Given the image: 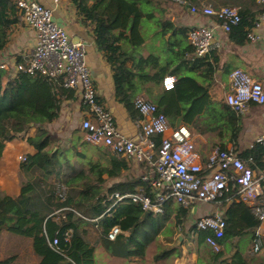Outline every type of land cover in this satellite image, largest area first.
Here are the masks:
<instances>
[{
  "label": "crops",
  "instance_id": "0c3cea01",
  "mask_svg": "<svg viewBox=\"0 0 264 264\" xmlns=\"http://www.w3.org/2000/svg\"><path fill=\"white\" fill-rule=\"evenodd\" d=\"M13 1L15 4L18 2V0ZM33 1L52 9L54 19L69 32L73 42L78 41L76 43L85 44L87 62L92 71L101 102L113 112L116 125L122 134L138 141V137L143 132L138 121L147 123L148 118L136 111L135 102L129 108L119 102L115 88L116 68L108 62L107 56L97 45L96 23L84 16L71 0ZM90 4L92 6L94 1H90ZM200 5V8L209 5L219 8L217 3L207 2L206 0H201ZM227 6L238 8L243 18L240 28L235 31L233 36L232 34L225 35L223 33L220 29L221 21L217 17L205 15L202 11L199 14L190 16L186 10L191 9L183 7L175 1L163 2L160 7L163 11L155 13L158 21L161 22L165 19L174 23L177 28L189 30V28L198 25L216 28L219 38L223 42V48L213 52L205 59L204 63L211 65L209 73L199 63L200 69L197 71L196 81L200 84L210 85V95L213 101L218 104L224 102L227 94L231 91L230 73L233 69H243L254 79L264 84V24L261 28L255 30L259 37L256 42L251 41L248 37L254 22L264 12V5L258 4L254 0H232ZM150 23L153 24V22ZM155 25L151 26L152 29L148 26V33H150L149 35L152 34L151 39L146 42L141 49V53L145 57L150 54L159 55L162 66L166 68L168 63L173 62V55L165 50L162 51V40H158L155 35V32L158 29L161 30V28L157 27V24ZM147 29L146 27L143 28L144 33ZM171 35L166 36L165 40L168 41ZM35 45L36 34L25 24L21 15L20 23L15 24L10 29L7 46L0 53V67L5 65V68H0V71L12 75L18 60L23 59L26 62L33 54ZM188 45H190L189 41ZM194 59L193 54L184 57L185 61L191 63ZM132 65L133 61H128L127 66L131 67ZM174 67L171 66L170 71ZM171 75L169 73L167 77ZM8 82L9 79L3 77V84L6 85ZM151 86V84H147L144 89ZM152 87L154 89L153 97L142 90L137 94V99H146L156 104L155 98L159 97V91H163L164 87L163 85L159 88ZM61 100L59 118L52 123L45 124L43 127L50 135V144L45 151L56 155L52 174L48 178L44 177L40 169H26L25 167L27 158L37 154L36 148L28 143V139L40 135L38 127L31 126L27 132L20 134L15 140L6 142L0 160V190L9 197L17 198L22 193L23 184L26 182L31 183L34 186V191L32 192L33 200L30 210L41 213L42 217H49L56 208L61 206L57 199L58 189L61 186L67 188L68 197H73L75 201H78L82 196H109L114 186L132 184L140 181L145 174L154 173L151 167L128 160H126L128 162L127 168L120 166L119 171H116L117 177H110L107 170L102 171V167L108 168L110 166V158L115 154L106 147L95 146L83 140L81 123L88 114V110L81 102L80 93L70 90ZM246 116L248 118L247 128L244 127ZM240 126L242 127V133L238 142V151L240 154L243 153L242 156L244 157V153L255 145L256 138L264 134V105H252L250 110L241 117ZM190 130L194 135V140L199 142H197L199 149L196 146L201 157L200 162L205 164L208 157L222 145L223 141L214 135H200L194 132L193 128H190ZM153 140L157 144L160 142V138L155 137ZM231 147L233 145L228 144V148ZM20 157H25L26 160L21 161ZM262 163L263 167H258V161L255 160L252 166L258 174L264 171V156L262 157ZM97 166H100V169H94ZM87 179L93 181L94 187L86 184ZM141 187L143 186H138L137 189ZM123 204L127 205L128 203ZM123 204L120 205L124 207ZM121 206H117L110 216L118 214ZM230 206L231 204L217 206L197 202L187 211L181 227L176 230L173 221L164 222L161 220L162 216L152 214L149 217L151 219H144L145 222L136 231L137 239L147 244V251L144 255L134 254L131 256L129 254L131 249L129 251L125 246L131 239L132 230H125L118 240L110 241L103 233V221L94 223L85 220L86 222L77 223V225H80L79 234L86 243L95 249V264H200V253L197 251L195 238L193 235L188 236V231L195 227L196 222L203 216L217 211L225 216ZM86 208L84 205L75 207L78 212ZM152 216H156L158 221H154ZM175 216L176 213H173L170 217L174 219ZM257 230L264 236V223L260 224L256 232ZM149 231H151L150 234L146 235ZM180 236H183L182 243H179ZM253 237L249 235L242 239H236L234 243H243L241 249L248 256L250 264H264V260L259 259L262 253L264 254V244L258 253H254ZM171 243H175V246L180 250L179 256L175 257L172 253H162V251L173 245ZM222 246L223 251L226 250V246ZM236 251L237 247L235 245L230 247L227 258H231ZM13 256L17 258L16 262L40 264V258L34 252L33 240L11 234L5 229L0 235V261ZM257 260H262V262L257 263ZM206 261L207 258H203V263Z\"/></svg>",
  "mask_w": 264,
  "mask_h": 264
},
{
  "label": "trees",
  "instance_id": "16d2710c",
  "mask_svg": "<svg viewBox=\"0 0 264 264\" xmlns=\"http://www.w3.org/2000/svg\"><path fill=\"white\" fill-rule=\"evenodd\" d=\"M71 1L84 16L96 23L97 45L107 56L108 62L116 68L115 88L121 104L129 108L142 90L153 97L152 86L157 88L162 86L164 79L171 73V76L176 78L174 89L170 91L163 89L159 91V97L155 98L159 111L168 117L171 126L177 128L184 125L193 128L200 135H214L223 141L219 149L226 150L231 143L233 148L238 150L242 133L240 126L242 116L236 114L226 101L221 104L214 102L209 92L210 85L196 81L197 71L200 69L199 63L208 73L211 65L204 63L206 58H195L193 63L185 61L184 57L194 55V48L188 45L189 30L177 28L174 23L165 19L161 22L156 19L155 13L163 11L160 9L163 2H176V0H93L92 6L89 3L92 0ZM185 1L189 4L188 9L201 6V0ZM206 1L215 2L221 8L232 0ZM18 12L17 3L15 4L13 0H0V53L7 46L10 29L20 23L21 15ZM148 24L152 27L157 24V27L161 28L155 32L158 40H162L161 49L173 55V62L168 63L166 68L162 66L159 55L150 54L145 57L141 53L149 34ZM241 24L233 30L232 36ZM144 27L147 29L146 33L143 31ZM169 34L172 35L166 41L165 38ZM128 61H133L131 67L127 66ZM24 62L23 59L18 60V63ZM171 66H175L172 71H170ZM3 77L9 79L6 85L3 84ZM147 84L152 86L144 89ZM68 92L70 90L65 88L60 80L54 81L45 76L22 72L12 78L10 74L0 71V160L5 143L15 140L33 125L40 129V135L29 138L28 143L36 148L37 154L27 158L25 167L40 169L44 177L48 178L52 174L56 155L45 151L50 144V135L43 127L59 118L61 98ZM242 155L243 153L240 154L243 159L253 158L254 162L258 161V167H263L264 146L255 144L244 153V157ZM110 163L108 168L102 167V171L107 170L110 177H117L116 171H119V167L127 168L128 164L125 159H120L116 155L110 158ZM94 169H100V166ZM86 184L94 187L91 179H87ZM118 185L122 192L134 193L138 186H143L149 191L142 179L132 184ZM33 191L34 186L29 182L23 184L22 193L17 198L9 197L0 190V235L7 229L11 234L32 239L34 252L40 258V264H95L94 247L86 243L79 234L80 225L77 223H84L85 220L71 214L67 221L57 222L53 218L42 217L39 212H33L30 210ZM106 199L107 196H82L75 201L73 197H68L67 205L73 208L84 205L87 208L80 213L86 217L91 216L90 218L94 219L102 216L99 222L103 221V233L106 236L118 225L123 231L132 230L131 239L125 246L129 251L131 249L129 253L131 256L144 255L147 244L137 239L136 231L145 222L146 212L140 205L128 202L127 205L123 204L124 207L119 205L121 207L118 214L108 216L105 214L109 208ZM173 213H176V216L171 219ZM186 215L187 210L176 203H171L165 206L161 220L173 221L176 230L181 227ZM225 218L227 227L225 236L221 240V244L226 246L224 251L216 252L206 243L207 237L211 236L212 232L198 230L196 226L188 231V236L193 235L195 238V245L200 253V264H250L248 256L241 249L243 243L235 244L234 241L249 235L254 236L255 239L260 222L254 210L245 203H233L228 208ZM71 229L73 236L67 241L65 234ZM55 238L60 241L58 249L52 246ZM171 244L173 245L162 253L179 256L180 250L175 243ZM234 245L237 251L231 258H227V252ZM189 250L191 251V248ZM203 258H207L205 263ZM16 259L13 256L0 261V264H13Z\"/></svg>",
  "mask_w": 264,
  "mask_h": 264
},
{
  "label": "built area",
  "instance_id": "2783aa9c",
  "mask_svg": "<svg viewBox=\"0 0 264 264\" xmlns=\"http://www.w3.org/2000/svg\"><path fill=\"white\" fill-rule=\"evenodd\" d=\"M58 1V0H56ZM264 5V0H254ZM187 7L185 0H176ZM17 8L25 24L35 32L36 45L31 57L24 63H18L14 78L18 73L41 75L54 81H61L65 88L80 93L81 102L88 114L82 120L83 140L95 146H103L125 160L144 164L153 169V174H145L142 181L148 186L138 188L134 193L122 192L119 185L114 186L105 202L109 208L105 214L110 216L117 206L123 203L140 205L144 212L162 216L165 206L176 203L190 210L197 203L221 206L224 204L245 203L254 210L260 222L264 223V171L256 173L252 165L253 158L243 159L240 152L231 147L217 149L205 164L200 162V154L189 127L172 128L168 117L159 111L158 106L146 99H137V112L147 117V123L138 124L142 134L138 141L122 134L116 125L113 112L100 100L92 71L87 63V50L84 43H74L69 32L54 19L53 11L33 0H18ZM217 17L221 21L220 29L229 35L242 23V15L236 7L213 6L191 7L192 14L200 12ZM264 24V12L254 22L248 34L251 41L259 37L255 30ZM188 41L194 48V57L203 59L223 48V42L215 27L198 25L189 28ZM5 68V65L0 67ZM176 78L166 77L165 90L174 89ZM231 91L226 96L227 105L238 115H245L252 105H264V84L245 70L236 68L230 73ZM160 138L159 144L153 138ZM255 144L264 146V134L258 136ZM25 161V157H20ZM57 199L61 206L49 216L57 222H65L74 214L88 222L97 223L102 219L86 217L75 208L68 206V191L65 186L58 189ZM198 230L213 234L206 243L216 252H221V240L227 227L225 216L217 211L203 216L196 222ZM123 234L120 226H115L107 234L110 241H116ZM73 236V230L66 232V240ZM59 239L52 246L58 249ZM264 244V236L257 230L253 251L258 253ZM16 264H24L17 262Z\"/></svg>",
  "mask_w": 264,
  "mask_h": 264
},
{
  "label": "rangeland",
  "instance_id": "374dc122",
  "mask_svg": "<svg viewBox=\"0 0 264 264\" xmlns=\"http://www.w3.org/2000/svg\"><path fill=\"white\" fill-rule=\"evenodd\" d=\"M90 3V2H89ZM91 5V4H90ZM186 12L190 15V16H192L193 14H192V12H191V10H186ZM148 26L150 27L151 25L150 24H148ZM153 33V32H152ZM150 34V33H149ZM149 34H147V41L149 40V39H151V35H149ZM88 63V62H87ZM248 118H247V116H246V118L244 119V127L245 128H247V120ZM194 132H195V130H194ZM198 142V141H197ZM196 141H195V143H196V145L198 146V143H197ZM198 149H199V146H198ZM199 203V202H198ZM152 219L154 220V221H158L157 219V217L156 216H152ZM150 232L151 231H149L148 233H146V235H149L150 234ZM261 255V254H260ZM259 259H263L264 260V254L262 253V255L260 256V258ZM258 262H262V260H257V263Z\"/></svg>",
  "mask_w": 264,
  "mask_h": 264
},
{
  "label": "water",
  "instance_id": "95a60500",
  "mask_svg": "<svg viewBox=\"0 0 264 264\" xmlns=\"http://www.w3.org/2000/svg\"><path fill=\"white\" fill-rule=\"evenodd\" d=\"M76 42H78V41H75L74 43H76ZM32 127H33V125H32ZM152 215V211H148V212H146V215H145V219H147V218H149L150 216ZM182 241H183V236H180L179 237V243H182Z\"/></svg>",
  "mask_w": 264,
  "mask_h": 264
}]
</instances>
